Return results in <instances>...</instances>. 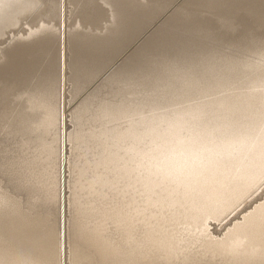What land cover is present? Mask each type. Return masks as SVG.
<instances>
[{
    "label": "bare ground",
    "instance_id": "6f19581e",
    "mask_svg": "<svg viewBox=\"0 0 264 264\" xmlns=\"http://www.w3.org/2000/svg\"><path fill=\"white\" fill-rule=\"evenodd\" d=\"M0 264H264V0H0Z\"/></svg>",
    "mask_w": 264,
    "mask_h": 264
},
{
    "label": "rangeland",
    "instance_id": "374dc122",
    "mask_svg": "<svg viewBox=\"0 0 264 264\" xmlns=\"http://www.w3.org/2000/svg\"><path fill=\"white\" fill-rule=\"evenodd\" d=\"M69 10V9H68ZM67 88V87H66ZM64 231V233H65V229L63 230ZM67 260V259H66Z\"/></svg>",
    "mask_w": 264,
    "mask_h": 264
}]
</instances>
